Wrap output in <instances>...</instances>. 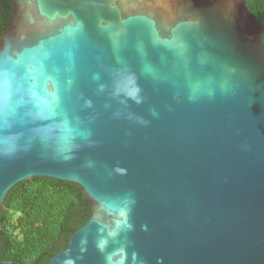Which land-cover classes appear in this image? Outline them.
<instances>
[{
	"label": "water",
	"instance_id": "95a60500",
	"mask_svg": "<svg viewBox=\"0 0 264 264\" xmlns=\"http://www.w3.org/2000/svg\"><path fill=\"white\" fill-rule=\"evenodd\" d=\"M11 1L0 208L48 177L93 210L48 264H264V25L248 0Z\"/></svg>",
	"mask_w": 264,
	"mask_h": 264
},
{
	"label": "trees",
	"instance_id": "16d2710c",
	"mask_svg": "<svg viewBox=\"0 0 264 264\" xmlns=\"http://www.w3.org/2000/svg\"><path fill=\"white\" fill-rule=\"evenodd\" d=\"M247 6L264 25V0H248ZM13 9L11 0H0V38L10 24ZM92 214L76 184L48 177L21 181L0 208V259L48 264L55 253L65 249L71 232Z\"/></svg>",
	"mask_w": 264,
	"mask_h": 264
},
{
	"label": "clouds",
	"instance_id": "9594fccd",
	"mask_svg": "<svg viewBox=\"0 0 264 264\" xmlns=\"http://www.w3.org/2000/svg\"><path fill=\"white\" fill-rule=\"evenodd\" d=\"M101 90H103V86H101ZM121 91L136 100L137 103L141 101L140 89L135 86V78L133 76L121 73V79L117 82V94Z\"/></svg>",
	"mask_w": 264,
	"mask_h": 264
}]
</instances>
